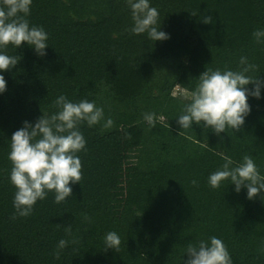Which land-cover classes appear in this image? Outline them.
<instances>
[{
    "label": "trees",
    "instance_id": "trees-1",
    "mask_svg": "<svg viewBox=\"0 0 264 264\" xmlns=\"http://www.w3.org/2000/svg\"><path fill=\"white\" fill-rule=\"evenodd\" d=\"M152 4L170 36L153 44L130 33L126 0H33L31 23L46 29L50 47L44 57L9 49L21 59L4 73L0 95V264H182L186 246L210 235L225 242L234 264H264V201L207 183L223 162L219 153L250 154L264 169V90L249 100L243 128L221 134L223 143L195 125L179 136L183 95H173L194 88L207 68L235 69L241 56L264 80V44L252 36L264 27V0ZM59 95L94 100L113 125L82 127L87 151L72 199L57 204L49 194L31 216L12 220L8 140L24 121L56 111ZM148 112L167 121L149 128ZM109 231L121 237L118 251L104 248ZM61 239L70 243L57 258Z\"/></svg>",
    "mask_w": 264,
    "mask_h": 264
},
{
    "label": "clouds",
    "instance_id": "clouds-1",
    "mask_svg": "<svg viewBox=\"0 0 264 264\" xmlns=\"http://www.w3.org/2000/svg\"><path fill=\"white\" fill-rule=\"evenodd\" d=\"M126 3L131 13L132 35L146 36L152 44L170 39L161 30L160 12L153 6L152 0H126ZM32 6L33 0H0V95L7 90L4 73L14 69L21 59L9 54V49L14 52L24 46L37 57H44L50 47V35L46 29L31 23ZM212 22L211 17L203 19L205 24ZM252 36L258 45L264 44V27H257ZM258 72L259 65L247 56L239 58L235 69L207 68L196 79L194 88L184 90L176 118L181 129L179 136L193 132L195 125L223 143L222 133L227 135L240 131L251 114L249 100L262 98L264 80L259 78ZM53 107L56 111L41 112L34 123L24 121L8 140L7 159L11 165L8 180L14 189L12 220L31 216L37 204L44 202L49 194L57 204L72 199V186L80 185L83 179L80 154L87 151L82 127L92 128L102 124L104 128H110L113 125V120L106 118L104 108L94 100L85 98L76 101L59 95ZM143 120L149 128H155L158 122L167 121V117L148 112L143 114ZM194 142L200 143L198 140ZM218 155L223 162L209 173V187L218 190L232 185L237 194L245 190L249 201L257 197L264 201V169L256 158L245 154L235 160L226 153ZM191 184L198 187L196 179ZM65 231L70 234L71 227L68 226ZM103 241L105 249L116 251L122 244L116 231L107 232ZM69 243L67 239L58 242L57 258ZM182 264H234V261L225 242L216 235H210L186 246Z\"/></svg>",
    "mask_w": 264,
    "mask_h": 264
},
{
    "label": "rangeland",
    "instance_id": "rangeland-1",
    "mask_svg": "<svg viewBox=\"0 0 264 264\" xmlns=\"http://www.w3.org/2000/svg\"><path fill=\"white\" fill-rule=\"evenodd\" d=\"M184 94V92L183 91H181L179 88H176L175 90H174V92H173V95L175 96V95H177V94Z\"/></svg>",
    "mask_w": 264,
    "mask_h": 264
}]
</instances>
